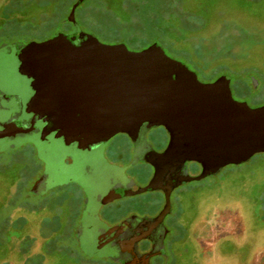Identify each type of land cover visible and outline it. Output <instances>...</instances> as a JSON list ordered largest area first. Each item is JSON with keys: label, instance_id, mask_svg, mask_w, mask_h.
Instances as JSON below:
<instances>
[{"label": "rangeland", "instance_id": "374dc122", "mask_svg": "<svg viewBox=\"0 0 264 264\" xmlns=\"http://www.w3.org/2000/svg\"><path fill=\"white\" fill-rule=\"evenodd\" d=\"M71 26L101 44H121L130 52L157 45L200 83L227 76L234 101L252 109L264 106V0H0V43L40 36L44 40ZM13 68L0 59L2 91L18 85ZM121 143L116 136L109 148ZM101 154L53 142L46 149L33 143L9 151L0 142V264H41L45 251L76 250L69 234L61 236L65 209L75 210L105 188L123 165L111 153ZM42 166L49 175L47 186L56 188L41 199L31 190ZM236 167L188 186L198 194L190 218L188 199L182 202L186 220L196 215L197 221L200 213L207 220L215 211L222 231L235 225L238 230L232 250L230 240L220 238L216 249L205 246L199 251V264H264V154ZM187 168L192 176L203 175L197 163ZM122 173L138 185L149 175L140 166ZM150 198L156 196L137 197L103 212L112 219L130 211L147 212ZM202 237L207 242L206 233Z\"/></svg>", "mask_w": 264, "mask_h": 264}, {"label": "water", "instance_id": "95a60500", "mask_svg": "<svg viewBox=\"0 0 264 264\" xmlns=\"http://www.w3.org/2000/svg\"><path fill=\"white\" fill-rule=\"evenodd\" d=\"M19 60L41 109L86 143L131 134L143 124L167 132L169 145L155 169L159 175L143 192L190 162L218 172L264 154V106L234 101L227 76L200 83L157 45L130 52L76 31L30 43Z\"/></svg>", "mask_w": 264, "mask_h": 264}, {"label": "flooded vegetation", "instance_id": "af4514ba", "mask_svg": "<svg viewBox=\"0 0 264 264\" xmlns=\"http://www.w3.org/2000/svg\"><path fill=\"white\" fill-rule=\"evenodd\" d=\"M39 18L41 20V13ZM76 31L71 26L68 31L60 33L69 35ZM53 37L41 40L40 36L24 42L0 43V59L11 63L18 83L13 91L0 89V142L9 151L33 143L46 149L52 142L60 148L82 153L91 154L100 150L102 157L107 151L116 161L123 162V165L119 166L116 175L108 179L105 188L79 202L75 210L68 207L65 209V230L61 236L69 234L76 250L45 251L41 254V264H184V258L187 259L186 264H199L196 259L199 251L205 246L216 249L220 238L229 239L232 250L238 234L237 225L233 231H222L220 215L215 211L207 220L201 213L197 221L194 218L196 215L190 220L184 218L185 211L190 218L189 212L194 211V205L190 202L198 194L197 190L188 187L189 184L214 178L222 169L214 172L204 170L199 165L198 173L203 175L192 176L187 163L184 168L160 177L157 188L143 192L141 190L159 175L155 170L157 161L169 145V136L162 127L143 124L131 134L119 133L107 141L86 143L81 137L57 127L51 115L41 109L32 80L18 69L21 64L19 59L30 43L40 44ZM116 136L121 137L122 145L110 149V143ZM138 166L149 171L141 185L136 183L134 177L122 173L124 169L130 171ZM48 180L49 175L42 166L31 194L41 195L42 199L50 189L54 190L56 187L47 186ZM146 195L156 196L155 200L150 198L145 201L149 207L147 212L130 211L114 219L105 216L103 212L110 207L119 209L125 201ZM185 199H188V206L184 211L182 202ZM205 233L207 242L202 237ZM190 246L192 250L189 252Z\"/></svg>", "mask_w": 264, "mask_h": 264}, {"label": "trees", "instance_id": "16d2710c", "mask_svg": "<svg viewBox=\"0 0 264 264\" xmlns=\"http://www.w3.org/2000/svg\"><path fill=\"white\" fill-rule=\"evenodd\" d=\"M253 81H256L255 79L253 80ZM259 81V83H260V80H258ZM229 167V166H228ZM231 167H233V166H231ZM226 168V167H225ZM235 168H237L236 166H235ZM224 169V168H223ZM245 179V178H244ZM243 181V180H242ZM194 200V199H193ZM193 200H191V202H190V204H192L193 203Z\"/></svg>", "mask_w": 264, "mask_h": 264}]
</instances>
